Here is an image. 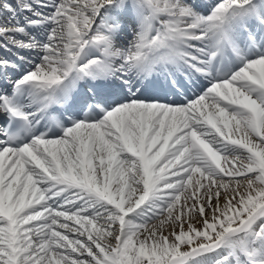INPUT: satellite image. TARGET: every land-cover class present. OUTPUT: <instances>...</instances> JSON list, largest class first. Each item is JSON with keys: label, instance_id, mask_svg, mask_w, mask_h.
<instances>
[{"label": "snow or ice", "instance_id": "obj_1", "mask_svg": "<svg viewBox=\"0 0 264 264\" xmlns=\"http://www.w3.org/2000/svg\"><path fill=\"white\" fill-rule=\"evenodd\" d=\"M0 264H264V0H0Z\"/></svg>", "mask_w": 264, "mask_h": 264}]
</instances>
